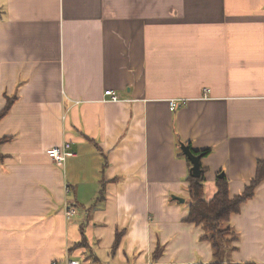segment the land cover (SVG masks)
I'll return each instance as SVG.
<instances>
[{
	"label": "crops",
	"instance_id": "0c3cea01",
	"mask_svg": "<svg viewBox=\"0 0 264 264\" xmlns=\"http://www.w3.org/2000/svg\"><path fill=\"white\" fill-rule=\"evenodd\" d=\"M9 102L0 264H213L209 231L185 221L181 144L211 148L206 200L223 175L232 197L257 178L264 0H0V113ZM65 142L75 155L54 161ZM254 191L223 264H264V179Z\"/></svg>",
	"mask_w": 264,
	"mask_h": 264
},
{
	"label": "trees",
	"instance_id": "16d2710c",
	"mask_svg": "<svg viewBox=\"0 0 264 264\" xmlns=\"http://www.w3.org/2000/svg\"><path fill=\"white\" fill-rule=\"evenodd\" d=\"M10 102L0 113V119L9 112ZM6 138L0 139V144ZM190 149L196 154L202 157L207 156L211 152V148L205 150H197L192 148L191 144H188ZM184 153V152H183ZM1 156V155H0ZM257 170V178L247 186L243 193L238 196L232 197L229 192L228 178L223 175L217 179V193L209 200L204 198L203 188L205 181L206 169L202 165V173L200 176L188 175V192L189 198V214L185 218V221L190 223H196L203 225L212 238V244L214 249V255L216 261L213 264H223L221 258L223 255V246L227 242L223 236V226L229 224L230 217L233 213H238L241 208V204L252 198L255 194L256 186L264 179V161H259ZM229 227V225H228ZM230 228V227H229ZM231 229V228H230ZM120 235L117 236L116 244L120 241ZM83 246H87L86 240L80 243ZM241 264H253V263H241Z\"/></svg>",
	"mask_w": 264,
	"mask_h": 264
},
{
	"label": "built area",
	"instance_id": "2783aa9c",
	"mask_svg": "<svg viewBox=\"0 0 264 264\" xmlns=\"http://www.w3.org/2000/svg\"><path fill=\"white\" fill-rule=\"evenodd\" d=\"M105 93L111 96V98L109 99L110 101H117V96L114 94V92H112L111 90H106ZM185 103H186V99H183V98L170 101V105H172V108L174 109L177 107V105L185 104ZM48 153H49V156L54 161L59 162V163H62V161H65L67 157L75 155V153L72 151L70 142H65V143H62L60 146H55L52 149H50ZM66 211H67L66 214L68 217H72L77 212L75 208L70 207V206L66 209ZM65 264H82V263L78 260L70 259V260H67Z\"/></svg>",
	"mask_w": 264,
	"mask_h": 264
},
{
	"label": "water",
	"instance_id": "95a60500",
	"mask_svg": "<svg viewBox=\"0 0 264 264\" xmlns=\"http://www.w3.org/2000/svg\"><path fill=\"white\" fill-rule=\"evenodd\" d=\"M181 149H183L185 155L190 160L191 164L193 165L190 171V174L193 176H200L202 173V163H201V155H196L188 145L184 143L181 144ZM179 200L183 201V198H178Z\"/></svg>",
	"mask_w": 264,
	"mask_h": 264
},
{
	"label": "rangeland",
	"instance_id": "374dc122",
	"mask_svg": "<svg viewBox=\"0 0 264 264\" xmlns=\"http://www.w3.org/2000/svg\"><path fill=\"white\" fill-rule=\"evenodd\" d=\"M223 236H224V239L227 241V240H232L235 238V236L233 235V232L232 230L228 227L227 223L223 226Z\"/></svg>",
	"mask_w": 264,
	"mask_h": 264
}]
</instances>
